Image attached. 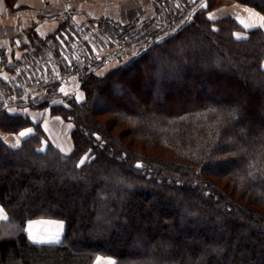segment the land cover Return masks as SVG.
Masks as SVG:
<instances>
[{
  "label": "trees",
  "instance_id": "trees-1",
  "mask_svg": "<svg viewBox=\"0 0 264 264\" xmlns=\"http://www.w3.org/2000/svg\"><path fill=\"white\" fill-rule=\"evenodd\" d=\"M208 12L102 76L76 67L84 100L53 107L70 153L15 118L34 132L0 138V264H264V31ZM33 220L63 221L61 241L31 240Z\"/></svg>",
  "mask_w": 264,
  "mask_h": 264
},
{
  "label": "crops",
  "instance_id": "crops-1",
  "mask_svg": "<svg viewBox=\"0 0 264 264\" xmlns=\"http://www.w3.org/2000/svg\"><path fill=\"white\" fill-rule=\"evenodd\" d=\"M11 2V5H9L7 0H0V59L2 54H4L7 56L8 63L18 65L15 68L16 81L17 79H22L19 70H17L20 67L19 65L24 63L23 65L27 66L25 63L32 60L36 65L38 64V66L42 67V71H33L32 75L40 77L42 73V78L40 79L43 82L49 80L50 75H55L57 80L60 77L59 68L57 70L54 69V66H57L55 61L58 58L52 54H47V59L43 61L45 56H42L41 53L42 49H44L43 43L54 37L64 25H71L78 36H84L85 33L83 31H86V34L95 37V35H92V31L95 28L91 26L94 22L101 18H108L122 23L124 20H130L127 18L128 15L130 17L133 14L130 13L133 12L131 9H135L138 6V3L133 5L134 0H11ZM139 3H142V0ZM123 4H126L127 7L123 6ZM145 8H142L141 12L136 11L134 17H143L145 12L147 13ZM246 24L249 25L248 23ZM258 27L261 26L259 25ZM262 28L264 30V27ZM48 67H50V70ZM28 77L32 80L30 74ZM80 86L79 75L70 73L62 82H59L55 98L57 100L61 97L76 98L80 92ZM22 110L23 112L25 111V115L29 117L32 123L41 124L47 137L44 147L50 142L65 154L72 151L71 133L73 126L71 123L61 117L52 116L49 112L40 113V111L30 108H23ZM29 129H31V132L27 135H19ZM33 132L32 127L22 128L18 133L13 134L4 133L0 130V138L9 147L17 148ZM0 209L2 208L0 207ZM6 218L7 215L3 210L0 213V220H5ZM38 225L44 226L46 233L42 234L36 228ZM26 230L30 239L34 242L33 238L43 241L53 239L61 241L64 235L62 226L56 220L29 221L27 222Z\"/></svg>",
  "mask_w": 264,
  "mask_h": 264
},
{
  "label": "rangeland",
  "instance_id": "rangeland-1",
  "mask_svg": "<svg viewBox=\"0 0 264 264\" xmlns=\"http://www.w3.org/2000/svg\"><path fill=\"white\" fill-rule=\"evenodd\" d=\"M139 1L140 0H134L133 2V5H136L138 3V6H136L135 9H131L133 12L130 13L133 14L130 15V17L128 15L127 18L130 20H124L121 23L112 19L101 18L98 21L94 22L93 25H91L95 28L94 31H92V35H95L94 38L99 39L101 36H104V39L101 37L100 41L114 44L111 46V49H109V51L114 52V55L111 57V61L106 64H104L105 62H103L100 65H96V67H98V70H95L97 75L102 76L110 71L111 67L116 66L118 64L116 62V58L118 56L122 57L123 60H126L127 58L136 57L145 52L146 50H148L150 45L156 43L159 37H162L161 35L172 34L182 24L188 22L192 17L194 11L198 9L208 8V16L212 19L232 16L246 30L256 28L264 23V15L262 13H260L255 8L244 5L238 1L142 0V3H139ZM7 3L11 5L12 2L11 0H7ZM123 6H126V4H123ZM176 6L180 7L179 13L175 10ZM142 8H145L147 13L145 12V15L143 17L135 18L134 16L136 15V11L141 12L143 10ZM173 17L179 18V21H177ZM245 22L251 26L247 25ZM67 26L71 27V25L69 24ZM83 32L86 34V31ZM105 32L108 36H106ZM237 35L240 37L245 36L244 33H239ZM102 46V50L100 51L102 52L101 54L106 53V50H104V45ZM121 47H126V49H121ZM54 49H58L56 43L54 44ZM41 55L45 56V58L43 59V61H45V59H47V55L43 53H41ZM1 57L5 59V63L9 65L7 66L5 71L0 74V130L2 132L13 134L18 133L20 130H22L20 129L18 132H15V118L18 121L22 122H24V118H27L28 121H30L29 117L25 115V111H21V109L23 108L38 110L40 111V113L49 112L52 116H58L64 119L61 115L55 113V110L53 111V107H60V109L66 107L69 108L70 98L61 97L58 100L55 98L59 86V82L55 75H50L49 80L44 82L41 81L39 76L34 77L32 75V72H29L30 68H28V65L30 67H33L34 71L36 72L42 71V67L38 66V64L36 65L35 62L31 60L25 63L27 64V66L23 65L24 63H21L19 65L20 67L17 70H20V72L24 73V79H17L16 81L17 74L15 73V68H17L18 65H15V63H8L7 56H5L4 54H2ZM57 58L58 59L57 61H55V64L57 66H60L61 64H63V61L60 57L57 56ZM87 63L90 65V62H86L85 65H87ZM101 65L103 66L100 67ZM54 67L56 68V66ZM48 69L50 70V67H48ZM29 74L32 76V80H30V78L28 77ZM44 92L47 93L43 97L41 96V94H43ZM84 97V92L82 91L80 86V92L77 94L76 98L74 97L73 99L76 102H82L84 100ZM109 117H104L100 120L103 124H105L107 129L108 125H111L109 123ZM65 121L71 123L74 128V124L71 121ZM113 128L114 127L111 128L113 134H117L120 131L119 128ZM8 130L13 131L9 132ZM57 222L62 226V230L64 233L65 223L63 221ZM39 225L36 228L42 234L46 233L45 227ZM50 241L57 240L53 239ZM42 244H57V242L49 243L45 241ZM108 262H112V264H115V259L106 256H97L93 264H108Z\"/></svg>",
  "mask_w": 264,
  "mask_h": 264
},
{
  "label": "flooded vegetation",
  "instance_id": "flooded-vegetation-1",
  "mask_svg": "<svg viewBox=\"0 0 264 264\" xmlns=\"http://www.w3.org/2000/svg\"><path fill=\"white\" fill-rule=\"evenodd\" d=\"M71 33L75 34L78 38H81L82 36H78L76 34L75 31H71V30H67L66 33L65 32H61L57 35H55V38L57 39V36L64 42V43H67V36L69 37V39H72L71 38ZM101 38V37H100ZM99 38V39H100ZM57 44L58 46V49H54V44ZM99 43L104 45V50H106V53H103L101 54L102 52H100L99 56H94L91 54V56L87 55V54H83V56H78V60H75L72 56H68L69 57V60H66L64 58V55H68L67 52H64V55L61 53V51H63V47L62 45L60 44L59 40L57 39L56 42H54V44H52V42H45L43 44V48L42 49V53L47 55V54H52L54 57H60L63 61V64H61L60 66H56V70L58 69L60 71V77H59V81L58 82H62L66 76L70 73H72L73 71H75L76 67L78 65H85L86 62H90V65H88L89 69L90 70H97L98 67H96V65H100L101 63L105 62L104 64L108 63L111 61V57L114 55L113 51H109V49H111V46L114 45L113 43L109 44V43H105L104 41H100L99 40ZM71 51V50H70ZM99 58H101V60H99ZM7 66H9L8 64L5 63V59L1 58L0 59V73H2L3 71H5V69L7 68ZM28 68L29 69V72H32L34 71L33 67H30L28 65ZM20 72V70H19ZM24 73L20 72V76L22 77V79L24 78L23 76ZM48 89V88H46ZM47 92H44L43 94H41V96H45Z\"/></svg>",
  "mask_w": 264,
  "mask_h": 264
},
{
  "label": "water",
  "instance_id": "water-1",
  "mask_svg": "<svg viewBox=\"0 0 264 264\" xmlns=\"http://www.w3.org/2000/svg\"><path fill=\"white\" fill-rule=\"evenodd\" d=\"M71 38L69 39V37L67 36V43H64L58 36L57 39L59 40L60 44L63 47V51H61V53L64 55V52H67L68 55H64V58L66 60H69V55L72 56L75 60H78V56H83V54H87L89 56L94 55V56H99L100 51L102 50V45L100 43H93L91 41H85L82 42V40L80 38H78L75 34L71 33ZM71 50V51H70ZM77 54V55H76ZM99 60H101V58H99ZM116 60L118 62L123 61L122 57H117ZM33 72V71H32ZM40 78H42V73L40 74ZM97 139L100 140V137L97 136ZM135 167L137 169H142L143 166L141 165V163H137L135 165Z\"/></svg>",
  "mask_w": 264,
  "mask_h": 264
},
{
  "label": "built area",
  "instance_id": "built-area-1",
  "mask_svg": "<svg viewBox=\"0 0 264 264\" xmlns=\"http://www.w3.org/2000/svg\"><path fill=\"white\" fill-rule=\"evenodd\" d=\"M99 37H100V35H99ZM103 39H104V36H101ZM81 40H82V42H85V41H91V42H93V43H99V40L100 39H96V38H94V36L92 37V36H90V35H88V34H85L84 36H82L81 38H80ZM121 49H126V47H121ZM116 54V53H115Z\"/></svg>",
  "mask_w": 264,
  "mask_h": 264
},
{
  "label": "snow or ice",
  "instance_id": "snow-or-ice-1",
  "mask_svg": "<svg viewBox=\"0 0 264 264\" xmlns=\"http://www.w3.org/2000/svg\"><path fill=\"white\" fill-rule=\"evenodd\" d=\"M261 27H264V23H262L261 24ZM31 132V129H29L27 132H21L19 135L20 136H25V135H27L28 133H30ZM2 209H0V213H2ZM34 240H35V242H37V243H44L45 241H43V240H37L36 238H33ZM47 242H49V243H51V242H59V241H47ZM108 264H112V262H108Z\"/></svg>",
  "mask_w": 264,
  "mask_h": 264
}]
</instances>
